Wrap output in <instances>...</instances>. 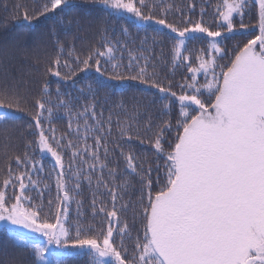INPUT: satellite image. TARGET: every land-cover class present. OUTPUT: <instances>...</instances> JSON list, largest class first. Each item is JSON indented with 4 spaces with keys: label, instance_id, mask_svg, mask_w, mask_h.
<instances>
[{
    "label": "snow or ice",
    "instance_id": "snow-or-ice-1",
    "mask_svg": "<svg viewBox=\"0 0 264 264\" xmlns=\"http://www.w3.org/2000/svg\"><path fill=\"white\" fill-rule=\"evenodd\" d=\"M93 3L109 16L125 21L131 17L138 31L159 26L151 37L153 44L171 42L173 70L183 65L189 75L175 85L164 82L155 70L149 72L148 57L131 50L127 65H122L117 52L127 45L110 39L106 31L100 46L83 57L74 54V48L66 50L57 39V54L49 61L46 75L72 85L81 73L94 72L96 77L79 89L78 97L57 86L54 98L45 81L30 106L19 92L0 90V126L27 117L26 127L33 137L23 159L14 157L21 170L13 172L9 166L0 180V225L19 245L33 250L34 264H67V257L85 252L90 264H264V0H222L214 7L211 24L205 21L203 8L198 20L188 16L180 24L170 22L174 5L167 0ZM72 7L73 0H44L31 16L24 9L16 18L28 24L41 17L51 19L55 34L56 26L71 23L64 14ZM254 10L255 22L245 23V16ZM121 31L127 34L129 29L122 26ZM237 35L249 38L242 47L236 46L228 63H220L227 55L225 42ZM193 40L205 42L195 58L185 55ZM129 82L142 85L146 92L155 90L152 94L166 118L157 125L151 119L145 123V131L151 132L147 141L137 125L118 121L123 144L110 142L111 115L103 118L96 96L108 88L123 90ZM81 97L85 102L77 106ZM61 115L67 117L68 132L57 136L54 119ZM171 132L175 140L167 151L165 134ZM134 141L148 143L157 156L166 158V182L154 194L152 169L144 168L134 154ZM35 151L53 161L56 195L54 201L48 200L50 209H55L51 216L44 215L43 204L31 195L37 192L43 197L49 190L34 179L44 171L43 163L31 154ZM117 152L128 174L138 176L143 186L132 211L135 218L139 208L144 231L142 238L136 237L131 255L124 244L131 226L121 218L129 211L122 193L130 181L124 177L117 185L119 174L109 167L117 163ZM84 182L89 188L95 183L92 214H102L105 221L99 227L79 220L82 202L76 197L82 194ZM101 188L110 196V204L97 203ZM73 203L78 217L75 224L69 217ZM26 233L41 234L46 240L30 243Z\"/></svg>",
    "mask_w": 264,
    "mask_h": 264
},
{
    "label": "trees",
    "instance_id": "trees-1",
    "mask_svg": "<svg viewBox=\"0 0 264 264\" xmlns=\"http://www.w3.org/2000/svg\"><path fill=\"white\" fill-rule=\"evenodd\" d=\"M44 0H0V90H15L23 96L28 105H31L33 98L40 93L42 85L47 81L55 98V89L57 86L62 92L71 93L72 97L80 96L79 89L84 88L86 84L92 83V78L96 77L94 72L81 73L77 77V83L72 85L71 82H62L58 78L46 75V67L53 56L57 54L56 40L59 39L66 50L75 49L74 54L84 56L89 49L99 47L102 42V34L106 31L107 36L113 41H119L120 45H127V49L119 47L117 57L122 60V65H127L130 56L129 50L133 54L142 53L143 56L149 58V72L155 70L159 78L164 81H172L175 84L181 83L184 76L189 75L183 65L173 70L172 53L170 51L171 42L163 44H153L151 37L155 36L157 25H152L144 30H137L129 18L128 21L118 19L115 16H109L104 9L93 3V0H73V7L64 14L65 21H71L65 26H56L55 34H53V24L51 19L41 17L31 24L25 23L22 19L16 17L24 9H27L31 16L33 12L38 11ZM151 2V0H150ZM174 5L172 11L169 12L168 19L170 22L180 24L183 19L191 16L192 20L200 18L201 9L205 11L204 19L211 24L215 18L214 7L221 3L222 0H167ZM194 4L195 8L190 9L189 5ZM17 5H21L18 9ZM181 12L184 14L181 16ZM255 10L245 16V23L255 22ZM122 26L129 29L127 34L122 33ZM148 37L147 42L145 37ZM249 37L245 35H237L234 39L225 42L227 55L219 62L228 63L233 58L236 46L242 47L243 43ZM205 47L202 40L189 41L187 44L188 51L185 55L193 58L200 55L199 50ZM64 58H68L65 54ZM143 63V60H141ZM121 70H124L123 66ZM135 70V68L133 69ZM98 78V77H97ZM201 81L203 77L201 76ZM111 84L113 82L106 81ZM174 90H177L174 87ZM143 90L142 85L136 82H129L123 87V90H113L108 88L102 90L96 96L97 109L103 111V118L107 120L109 115L112 119V136L110 142L116 140L123 144L118 137V121H131L137 125L145 141L151 136V132L144 129L145 123L151 119L153 125L160 123L162 118L161 105L156 96ZM66 99L68 97H65ZM156 101L153 103V101ZM85 102L81 97L76 101V105ZM121 104L123 106H121ZM139 106V111L136 107ZM28 123L27 117L17 124H7L0 126V180L6 177L9 166L13 172L21 169L17 166L14 157L20 156L23 159L25 151H27V142L32 140L31 130L26 127ZM54 126L57 129V136L68 132L67 117L59 116L54 119ZM165 148L171 151L169 144L174 143L175 133L165 134ZM91 143V141H89ZM129 145H124L125 151ZM134 154L143 162L144 168L149 166L152 169L151 178L153 180V194L159 191L166 182V158L157 156L148 143H140L134 141L131 144ZM35 159L41 161L44 165V171L40 173L38 179L41 182V188L47 185L49 190L44 191L43 197H39L37 192H32L36 203H42L44 207V215L51 216L55 209L49 207L48 200L53 199L56 195L55 189V172H53V161L48 155H43L39 151L31 153ZM67 159V155H66ZM117 163H110L109 167H115L118 172L116 184L119 185L124 177L130 181V187L122 193L123 201L128 203L129 211L121 218L126 219L131 226V233L124 238L125 247L128 249L129 255L134 250L136 237L142 238L145 220L139 215V208L136 207V216L133 217V206L139 204V198L142 193V184L140 178L134 174L129 175L125 169L124 161L117 152L115 155ZM105 179L111 180L105 173ZM95 191V183L89 188L86 182L82 184V194L76 198L82 202L80 211L82 215L79 220L94 224L97 227L104 224L102 214L93 216L91 201L93 192ZM11 191L9 195H11ZM99 204L103 200L105 204H110V196L103 189H99L96 193ZM145 200V205H146ZM70 221L75 224L77 222L76 204L73 203L69 210ZM29 238V237H28ZM30 243L43 244L44 241L29 238ZM35 256L33 250L29 246L19 245L13 237L10 236L8 230L0 226V264H34ZM67 264H90V256L88 253L82 255L69 256L66 258Z\"/></svg>",
    "mask_w": 264,
    "mask_h": 264
},
{
    "label": "rangeland",
    "instance_id": "rangeland-1",
    "mask_svg": "<svg viewBox=\"0 0 264 264\" xmlns=\"http://www.w3.org/2000/svg\"><path fill=\"white\" fill-rule=\"evenodd\" d=\"M131 19V17H129ZM159 27V26H158ZM47 155V154H45ZM49 156V155H48ZM1 227H4L3 225H0ZM21 231H25V230H21ZM26 235L31 238V239H34V240H40V241H44L46 240L45 237H43L41 234H38V233H26Z\"/></svg>",
    "mask_w": 264,
    "mask_h": 264
}]
</instances>
